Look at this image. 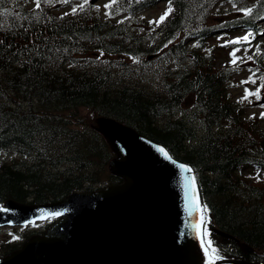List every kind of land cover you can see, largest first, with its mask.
Wrapping results in <instances>:
<instances>
[{"label":"trees","instance_id":"obj_1","mask_svg":"<svg viewBox=\"0 0 264 264\" xmlns=\"http://www.w3.org/2000/svg\"><path fill=\"white\" fill-rule=\"evenodd\" d=\"M10 1L0 0V151L17 158L0 163V202L57 201L72 191L119 182L107 171L113 153L93 122L107 116L191 167L210 230L225 234L212 232L221 257L264 264V130L228 98L227 69L210 68L208 46L204 53L170 42L194 12L216 0H171V19L156 33L170 42L164 55L174 60L159 76L158 90L140 84L123 63L112 72L78 57L97 49L131 57L152 53L154 47L142 44L155 30L135 36L122 30V20L109 25L97 14L68 17L52 14L43 3L38 9ZM145 1L157 0H116L111 9L131 17L144 10ZM231 5L221 22L257 30L264 0ZM128 40L131 45L122 47ZM19 244H3L0 256Z\"/></svg>","mask_w":264,"mask_h":264},{"label":"water","instance_id":"obj_2","mask_svg":"<svg viewBox=\"0 0 264 264\" xmlns=\"http://www.w3.org/2000/svg\"><path fill=\"white\" fill-rule=\"evenodd\" d=\"M97 125L118 154L109 165L123 181L58 203L5 202L0 226L56 213L62 219L0 264H199L197 192L191 172L180 165L189 167L112 118L100 117Z\"/></svg>","mask_w":264,"mask_h":264},{"label":"rangeland","instance_id":"obj_3","mask_svg":"<svg viewBox=\"0 0 264 264\" xmlns=\"http://www.w3.org/2000/svg\"><path fill=\"white\" fill-rule=\"evenodd\" d=\"M106 2V0H96L92 4L90 2L84 4V0H79L74 6L77 7L84 4V11H96L104 16L106 13L104 3ZM224 3V0L217 2V6L213 11V16L215 17H211L208 20L209 23L217 22V17L219 16L218 11H227L233 8V5L228 4L225 6ZM165 10L164 3L156 5L147 13V15H149L148 20L155 21ZM259 24V30L256 31L254 35H251L248 41L243 40V37L246 36L243 31H228L226 35L224 34V36H219L211 40L209 43L213 49L208 63L213 70H217V68L227 69V77H230V84L228 87L230 97L227 94L228 98L238 101L243 106L248 116L247 118L258 120L262 127H264V118L261 116V114L264 113V106L259 102L262 97L264 98V18L262 21H259ZM143 30H145V27H141V29L137 30L138 32L136 34H145L146 31ZM121 39L122 37L116 40ZM236 40H239V43H231V41ZM147 44L148 43H146V45ZM236 49H239V51H236V63L233 64V56L231 53ZM87 56L95 55L92 53ZM249 56L252 57L251 60H248ZM96 58L98 60L102 59L111 65L124 63L136 77L135 67L136 65H140L143 67L146 74H148V78L151 82L150 85H155L154 83L157 82V78L161 72L167 68L169 62H159L151 57L131 59L123 55H97ZM141 80L142 77H140V81ZM4 155L10 157L8 154ZM15 233L16 231L13 230V228L0 229V242L6 239H14Z\"/></svg>","mask_w":264,"mask_h":264},{"label":"bare ground","instance_id":"obj_4","mask_svg":"<svg viewBox=\"0 0 264 264\" xmlns=\"http://www.w3.org/2000/svg\"><path fill=\"white\" fill-rule=\"evenodd\" d=\"M242 2L247 3V4H251V3L254 2V0H242ZM144 6H146V7L148 8V10H146V11H145V10H142L143 7H141V8H139L138 10L135 11V13H136V17L139 18V19H144V18L148 19L149 15H147V13H149V11H150L153 7H155L154 3H153V2H149V1H145ZM216 6H217V4L213 3V4L209 7L208 12H207L206 15H203V14H201V15H194V28H211V29H214V30L218 33L219 36H224V34L226 35L228 31H243L244 35L247 34V33H250V32H254V31H256V28H254L253 31H250V30H252V29L245 28V27H240V26H235V25H231L229 22H222V23H223V27H222L221 29H219L217 26H215L212 22L209 23L208 20H209L211 17H215V16H213V11L215 10V7H216ZM202 7H203V5L200 6V8H202ZM197 9H198V8H197ZM197 9H195V10H197ZM165 12H166V11H164L161 15H163ZM218 13H219V16H218L217 18H220L222 11H218ZM159 17H160V16H158V18H157L155 21H158V20H159ZM262 18H264V17H262ZM262 18H261V19H262ZM168 19H169V20L171 19V13H169V15L166 17V19H165L164 22H162V23H160V24H158V25L155 24V23H152L151 25H152L153 27H156V28H157V27H160L163 23L167 22ZM122 27H123L122 30H123L124 32H127L128 28H127L126 26H124V24H123ZM115 34H116V33H115ZM232 44H233V43H232ZM98 62H99L101 65H103L107 70H110V71H112V72H114V71H119V70H115V69H113V67H112L111 64H109L108 62H105V61L102 60V59L99 60ZM132 78L134 79V77H132ZM135 80H137V79H135ZM137 81H139V80H137ZM139 82H140V84H144V82H142V81H139ZM229 84H230V77H229V83H228V85H227V87H226V92H227L228 96L230 97L229 92H228V91H229V88H228V87H229ZM157 90H158V89H157ZM234 101H236V100H234ZM259 102H260L261 105L264 106V102H263V99H262V98L260 99ZM105 117L108 118L107 116H105ZM251 120H252L254 123H256V124L261 125L260 122H259L258 120H253V119H251ZM117 121H118V120H117ZM261 126H262V125H261ZM101 136H102L103 138H105L104 135H101ZM105 139H106V138H105ZM196 198H197V202L199 203V202L201 201L200 197L197 195ZM2 245H3V244L0 243V253H2V251H3V247H2ZM6 255H7V254L2 255L1 258L6 257ZM186 256H187V257H190V254L186 253ZM248 263H249V262H248ZM201 264H202V263H201ZM249 264H252V263H249ZM259 264H263V263H259Z\"/></svg>","mask_w":264,"mask_h":264},{"label":"snow or ice","instance_id":"obj_5","mask_svg":"<svg viewBox=\"0 0 264 264\" xmlns=\"http://www.w3.org/2000/svg\"><path fill=\"white\" fill-rule=\"evenodd\" d=\"M46 3H49L50 5L52 4L53 0H45ZM63 3H68V0H62ZM90 0H84V4H87L89 3ZM116 3V0H112L111 3L105 5V8H111L113 4ZM35 4H36V7L39 9L40 8V4H41V0H35ZM84 4H81L79 5L78 7L80 8V10H83L84 8ZM77 11L76 8H73L72 9V14H75ZM240 11H243L245 15H249L251 13V9H246V10H240ZM172 12V7H171V0H169V7L167 9V11L161 15L159 17V20L158 21H149L150 24L152 23H155V24H160L162 22L165 21L166 17L169 15V13ZM67 15V13L65 14ZM252 34L249 33L248 35L244 36L243 37V40L245 41H248L249 40V37L251 36ZM4 42L2 40H0V44H3ZM231 43H239V40H236V41H231ZM10 47V46H9ZM165 47H167V45H165ZM236 51H239V49H236L234 50L231 55L233 56V61L232 63L235 64L236 63ZM101 55H103V53H101ZM252 57L249 56L248 57V60H251ZM246 98V97H245ZM262 118H264V113L261 114ZM161 152H163L164 150L163 149H160ZM165 156H167V153H165ZM180 167L182 169H184L185 171L187 172H191V169L190 168H187L186 166L184 165H180ZM206 208L207 206L205 205L204 208L202 209V212L203 211H206ZM54 215H59V213H56ZM206 223L205 219H204V216L202 215L201 216V220H200V224L197 225L198 228H200V232H199V236H200V243H201V246L204 250V253H205V256L207 257V264H216V262L218 260H221L223 259V257H221L218 253V250L215 248V247H212V244H211V241H206L205 240V237L208 235V232L207 230L203 227L204 224Z\"/></svg>","mask_w":264,"mask_h":264}]
</instances>
